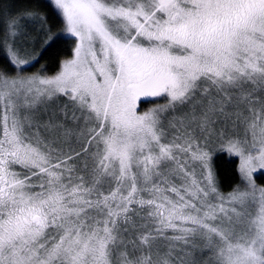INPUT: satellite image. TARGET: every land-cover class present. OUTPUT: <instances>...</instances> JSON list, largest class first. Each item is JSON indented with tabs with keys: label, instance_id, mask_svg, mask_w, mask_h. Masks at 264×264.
Instances as JSON below:
<instances>
[{
	"label": "snow or ice",
	"instance_id": "6c2138e0",
	"mask_svg": "<svg viewBox=\"0 0 264 264\" xmlns=\"http://www.w3.org/2000/svg\"><path fill=\"white\" fill-rule=\"evenodd\" d=\"M48 7L62 29L0 4V264H264V0ZM67 39L57 73L24 74L25 45ZM214 136L240 160L227 196Z\"/></svg>",
	"mask_w": 264,
	"mask_h": 264
},
{
	"label": "trees",
	"instance_id": "16d2710c",
	"mask_svg": "<svg viewBox=\"0 0 264 264\" xmlns=\"http://www.w3.org/2000/svg\"><path fill=\"white\" fill-rule=\"evenodd\" d=\"M49 0H0V4L5 7L11 5L13 13L23 8H40L48 17L47 23L53 28V31L62 29L63 23L61 18L48 7ZM73 41L71 39L60 40L46 50L41 51V45L37 44L32 47L31 53L33 55L39 53L38 62H33L31 65H26L30 74L41 73L44 75L55 74L60 67V61L71 56V48ZM0 68L6 69L9 72L14 71L9 64L7 58L0 52ZM152 101L142 100L139 104L140 110H145ZM212 168L215 172L219 191L222 194L231 192L240 183L239 161L237 157L230 155L223 147L215 148L213 150ZM255 181L259 185H264V173L256 175Z\"/></svg>",
	"mask_w": 264,
	"mask_h": 264
},
{
	"label": "rangeland",
	"instance_id": "374dc122",
	"mask_svg": "<svg viewBox=\"0 0 264 264\" xmlns=\"http://www.w3.org/2000/svg\"><path fill=\"white\" fill-rule=\"evenodd\" d=\"M25 47L28 48V51H30V52L32 51V46L25 45ZM70 57H71V56H70ZM70 57H68V58H70ZM25 58H27V57H25ZM26 68H27V66H25L24 74H25V75H31V74L28 72V70H27ZM58 71H59V70H58ZM58 71H57V72H58ZM57 72H56V73H57ZM53 75H54V74H53ZM142 100H150V101H152V103H151V104H150L145 110H147L148 108L154 107V106H156V105H158V104H164V103L167 102V99H166L165 97H155V98H153V97H149V98H144V99H142ZM61 104H62V101H61ZM139 109H140V108H139ZM145 110H140V111H145ZM53 113H55L54 116H53ZM50 117H52L53 119H56V120H62V117L60 116V108H59L58 105H51V106H50L48 112L43 114V116H42V120H41V123L47 122L48 119H49ZM216 127H217V132H219L221 129H223L224 126L218 124ZM225 131L230 135V134H231V126H229L228 129H225ZM238 131H239L241 134H243V129H242V128L238 129ZM221 146L223 147V149L226 150V142H224V141H222L221 139H219L218 137L214 136V137H213L212 144H211L212 151H213L215 148H219V147H221ZM226 151H227V150H226ZM227 152H228V151H227ZM228 153H229V152H228ZM229 154H230V153H229ZM230 155H232V154H230ZM233 156H235V155H233ZM235 157H237V156H235ZM237 159H238V161H239V165H240V160H239L238 157H237ZM260 173H264V171L256 172V173L254 174V179H255L256 175H258V174H260ZM240 177H241V176H240ZM255 183H256L257 187H264V185H259V184H257L256 181H255ZM237 186H241V187H243V185L241 184V179H240V183H239ZM237 186H236V187H237ZM236 187H235V188H236ZM232 191H233V190H232ZM232 191H231V192H232ZM229 193H230V192H229ZM227 194H228V193H227ZM227 194H223V195L227 196ZM196 255H197V259H198L199 261H201V264H205V262L208 260V257H209V255H210V253H206V254H200V253H197Z\"/></svg>",
	"mask_w": 264,
	"mask_h": 264
}]
</instances>
